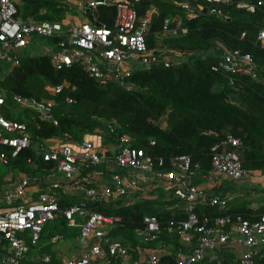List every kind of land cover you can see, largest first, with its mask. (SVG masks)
<instances>
[{
	"label": "trees",
	"instance_id": "1",
	"mask_svg": "<svg viewBox=\"0 0 264 264\" xmlns=\"http://www.w3.org/2000/svg\"><path fill=\"white\" fill-rule=\"evenodd\" d=\"M237 1L219 5L229 15L227 18L201 10L198 4L207 7L206 0H197L193 7L198 14L190 18L178 0H133L140 17L153 6L159 10L153 14L147 34L150 47L157 45L156 37L162 34L164 20L168 17L181 15L188 32L168 35L165 39L182 53L174 64L167 67L159 62L135 71L131 77L135 86L130 89L116 82L100 84L89 76L78 60L64 69H56L50 55L35 53V45L32 44L20 52L10 51L13 60L4 58L0 68L6 101L1 112L9 119L25 122L33 138V144L11 158V163L29 171L27 168L30 166L25 164V168L24 163L31 158L42 171L52 165L38 154L39 144L48 138L68 135L73 142H82L87 134L100 133L104 144L108 145L116 143L119 135L126 133L131 136L134 146L142 147L155 156L190 154L195 163H200V168H196L193 175L198 177L211 170L213 147L232 134L242 144L239 147L230 145L227 149L236 150L247 170L261 169L264 166V72L258 80L244 76L234 84L227 76L212 69L219 59L216 51L220 52V45L248 52L264 64V48L256 43L259 30L264 28V9L259 8L252 13L239 8ZM16 4L22 18L53 21L62 19L65 13L61 0H16ZM95 13L98 24H114L116 9L113 5L99 6ZM243 32L246 33L244 37ZM39 39L59 49V37ZM15 60L17 63L13 65ZM64 82L70 86L55 94V86ZM15 94L54 99L59 124L40 120L34 110L16 103ZM68 96L73 98L72 103L66 100ZM111 124L115 125V132H111ZM152 141L155 144H151ZM0 151L11 153L7 146H0ZM82 198L65 197L60 205H72ZM86 204L88 208L120 218L114 222L109 234L125 244L148 248L164 244L172 250L185 252L191 248L175 229L169 230L171 221L185 220L187 214L165 208L160 195L140 198L135 203L112 209L89 200ZM217 209V206L201 205L197 213L201 218L224 214ZM234 212L252 219L256 217L244 210ZM146 214L155 215L160 221L162 232L156 241L142 242L137 236L136 230L144 226ZM75 217L78 223L83 221L78 214ZM80 235L81 226L71 225L60 212L45 225L38 243H30L29 251L20 264H64L55 246L60 242L66 244L67 254L72 258L69 250H80L84 246ZM47 255L50 260L44 261ZM173 258L174 255H166L161 262ZM93 264H99V261ZM107 264H115V261L108 258ZM258 264H264V255Z\"/></svg>",
	"mask_w": 264,
	"mask_h": 264
},
{
	"label": "built area",
	"instance_id": "2",
	"mask_svg": "<svg viewBox=\"0 0 264 264\" xmlns=\"http://www.w3.org/2000/svg\"><path fill=\"white\" fill-rule=\"evenodd\" d=\"M207 1L211 4L208 11L217 15H224V12L221 7L212 4L230 2V0ZM192 2L193 0L178 2L190 18L198 14ZM102 5H113L116 9L112 26L95 22V11ZM198 6L201 10H206L203 4ZM237 6L255 12L259 8L264 9V0H239ZM85 10L90 14L87 20L65 28L61 21L24 19L19 16L15 0H0V68L4 58L13 60L9 55L10 51L28 47L38 37L60 38L59 49L48 53L56 69H64L78 60L87 73L102 85L116 82L121 87L130 89L135 86L131 79L135 71L159 62L168 67L177 60V57H173L175 53L173 48L165 46L166 49L160 51L154 46L150 47L147 42L150 20L152 14L156 12L154 8L145 17H140L133 0H88ZM224 16L228 17L227 14ZM187 32L188 29L182 21L175 23L174 20L167 18L163 23V33L166 35ZM242 36H245V32ZM256 43L264 48V29L259 31ZM218 56L219 59L212 69L227 76L231 82L244 76L258 80L264 72V64L257 61L252 54L240 49L224 48ZM16 63L17 60L13 65ZM2 79L0 74V146L9 147L11 153L0 151V164H8L11 158H15L23 149L33 144V138L28 133L25 122L9 119L1 112L6 103ZM69 86L68 82L55 86V94L61 93ZM14 100L22 107L34 110L40 120L54 125L59 124L54 99H38L15 94ZM66 100L69 103L73 102L70 96ZM109 126L111 132L116 131L115 125ZM66 139L61 146L49 150L42 145L38 153L45 161L53 163L55 169L62 173L66 180L71 181L77 188L84 189L83 200L68 207H61L60 199L55 192L61 186V182L54 181L50 185V190L41 193L38 200L13 205L16 197L26 194L31 182L29 175L19 178L15 186L9 188L3 197L0 195L1 264H20L29 251L30 243H38L45 225L54 220L60 212L71 225L81 226L80 239L85 247L79 255L66 259L64 264H93L95 261L106 264L108 258H112L115 264H208L209 260L215 264H226L221 251L233 245L242 248L237 264H258L264 255V213L254 219L232 212L199 217L197 213L199 206L211 205L223 209L228 205V198L209 193L193 182L195 169L200 168V163H195L190 154L155 156L142 147L134 146L130 135L121 134L113 162L120 170H125L127 175L112 174V183L104 185L98 191L97 188L85 187L82 184V181L89 182V179L78 177L80 166L77 165V161L80 150L77 148L83 149L86 166L101 163L103 156L90 141L73 142L68 135ZM151 144H155V141ZM241 144L239 138L228 134L222 143L215 145L212 149V166L209 174H226L235 179L247 176L249 170L243 166L239 154L236 150L227 149L230 145L239 147ZM146 171L166 179L167 190L170 191L168 199L174 200L175 206L188 216L179 222L171 221L169 230L172 232L175 229L181 240L191 248L188 252L178 250L176 255L171 254L175 258L165 263L156 255L147 254L148 247L128 245L120 239L111 237L109 231L120 218L88 208L86 204L87 200L97 197L124 196L139 189L143 173ZM77 214L83 219L81 223L76 220ZM143 223L144 226L136 230L137 236L142 242L156 241L162 232L157 216L146 214ZM225 227L228 228L227 231H223ZM91 239L94 241L90 244ZM44 259L49 260V256H45Z\"/></svg>",
	"mask_w": 264,
	"mask_h": 264
},
{
	"label": "crops",
	"instance_id": "3",
	"mask_svg": "<svg viewBox=\"0 0 264 264\" xmlns=\"http://www.w3.org/2000/svg\"><path fill=\"white\" fill-rule=\"evenodd\" d=\"M61 1L65 6V13H64L65 16H63L62 19H57L53 21H61L65 25V28H69L71 27V25L81 23L89 18L90 14H88L85 10V4L88 0H61ZM153 8L156 10V12L154 13H157L159 11L156 6H153ZM153 8H151V10ZM151 10H149L148 12H150ZM43 12H46V10H44ZM147 14L148 13H146L143 17H145ZM168 18L174 20L175 23L176 21H183L182 16L179 14H176L175 16ZM24 19H28V18H24ZM36 20L52 21V20H39V19ZM151 20H150V24H151ZM170 36H175V35H170ZM166 37H168V35L164 34L163 31L162 34H158V36L156 37L157 45H155L154 47L158 48L161 51L163 49H166L165 46H169L173 48V50L175 51L173 57L180 58L182 55L181 51H178L179 49L170 46L169 43L165 42ZM39 38L40 37H38V39H36L33 43H31L32 46L38 43L39 51L36 52V50L34 49L35 53L48 54L53 50H57L55 49V46L46 45L40 42ZM220 47L223 49L222 45H220ZM22 49H16V50L20 52L22 51ZM102 135L103 134L100 133L87 134L84 139L86 141L92 142L95 145L98 153L103 156V161L99 164H96L99 165L98 167H95V165L86 166V158L84 157L83 149H80L79 147L77 148L78 150H80L77 161V165L80 166L79 169L80 176L78 177L89 179V182L82 181V184L85 187L97 188L98 191H100L104 185L112 183V174L122 173L123 176L127 175V173H125V170L123 169L120 170L113 162V156L115 155V153L119 148L118 141H116V143L113 144L110 143L108 145H105L103 142ZM66 140H67L66 135L63 137L62 136L51 137L48 138L45 142L40 143L38 148L40 149L42 145H45V148L47 150L57 148L58 146H61ZM39 156L42 157L41 154H39ZM10 163L11 161L8 164ZM25 164L30 166V168H27L29 169V171L21 168L19 165L12 164L19 170V174L15 175L13 170H11L9 173L3 176L0 175V195L2 197L5 195L6 191L9 188L15 186L18 179L21 178L23 175H29L31 177V182L29 187L27 188L26 194L21 197H16L13 201V205L20 204L24 201L38 200L41 193L50 190V185L54 181L61 182V186L55 190L56 194L60 199V202L65 197H76V196L84 197L85 194L84 189L77 188L71 181L66 180L62 175V173L58 172L55 169L53 163L52 165H50V167L49 166L45 167L42 171L41 169L40 170L38 169V164L35 163L33 160H31V158L26 160V163H24V167ZM209 172L210 170L208 172H205L206 173L205 175L203 174L202 176L193 177V182L200 185L209 193L211 192L213 194H220L221 196H225L228 198L227 207L220 209V207L217 206L219 208L217 210L223 211L224 214L231 212L238 213V212H234L237 210H244L247 212H251L256 216L260 215L261 213H264L261 210V208L264 207V166L261 169L250 170L249 174L242 179H234L226 174H209ZM169 192L170 191L167 190V181L165 178L159 177L157 174L155 175L151 171H146L143 173V179L140 183L139 189L130 191L127 195L124 196H114L111 198H106L101 196L94 198L92 200L90 199L89 202L100 203L102 206H108L110 209H112L118 207L119 205L135 203L140 198H153L160 195L162 196V200L165 208L174 211L175 210L182 211L179 209V207L175 206L174 200L168 199L167 195L169 194ZM81 200H83V198L80 199L79 202ZM68 206L71 205H67L65 207ZM203 206H208V205H203ZM227 230H228L227 227L223 228V231H227ZM55 240L56 238L53 239V241ZM93 241L94 239H91L89 243L91 244L93 243ZM84 248L85 247L82 246V249L77 250L79 252L77 254L71 255V257L75 255H79ZM147 249H148L146 250L147 254L152 253L160 259L164 258L166 255H171V254L176 255L178 253V250L176 249L172 250L169 247L165 246L164 244L157 248H147ZM241 250L242 248L238 245H233L231 247L223 248L221 254L225 258L226 264H237V260L239 259ZM69 257H65V258L68 259ZM65 258H63V262L66 260ZM49 260H50V256H49ZM49 260L44 259V261H49ZM208 264H215V262L209 260Z\"/></svg>",
	"mask_w": 264,
	"mask_h": 264
},
{
	"label": "rangeland",
	"instance_id": "4",
	"mask_svg": "<svg viewBox=\"0 0 264 264\" xmlns=\"http://www.w3.org/2000/svg\"><path fill=\"white\" fill-rule=\"evenodd\" d=\"M79 15H81V14H79ZM35 50H36V52L39 51L38 43L35 44ZM222 52L223 51L220 50V53H222ZM11 170H13L15 175L19 174V170L15 166H13L11 163L10 164H5V163L0 164V175L3 176L5 174L9 173ZM161 198H162V196H161ZM263 209H264V207L261 208V210H263ZM55 248H57V250L59 251L58 252L59 257H61V258L69 257V255L67 254L68 248L66 247V244L60 242L55 246ZM69 251L71 252V255L77 254L79 252V251L75 250L74 248H73V250H69ZM0 264H1V262H0Z\"/></svg>",
	"mask_w": 264,
	"mask_h": 264
},
{
	"label": "clouds",
	"instance_id": "5",
	"mask_svg": "<svg viewBox=\"0 0 264 264\" xmlns=\"http://www.w3.org/2000/svg\"><path fill=\"white\" fill-rule=\"evenodd\" d=\"M231 1V0H230ZM239 1V0H238ZM237 1V2H238ZM194 2H197V0H193V2L192 3H194ZM237 2H236V5H237ZM198 3V2H197ZM206 3H207V7H205L206 8V11H208L209 10V6H211V4L206 0ZM221 3H213L212 5H217V6H219ZM220 7V6H219ZM239 8H241V7H239ZM242 9H244V8H242ZM223 10V9H222ZM256 12V11H255ZM252 13H254V12H252ZM217 15V14H216ZM224 15H226L225 13H224ZM228 15V14H227ZM188 16V15H187ZM228 17H229V15H228ZM227 17V18H228ZM264 29V28H263ZM262 29H260L259 31H261ZM244 33V32H243ZM242 33V34H243ZM246 34V33H245ZM258 35H259V32H258ZM258 35H257V37H258ZM242 37H244V36H242ZM223 46V45H222ZM221 48V47H220ZM224 48H228V47H226V46H223V49L221 48V50L223 51L224 50ZM229 49H234V48H229ZM248 53V52H247ZM216 54H221L219 51L217 52L216 51ZM177 60H178V58H177ZM253 79V78H252ZM237 81H239V80H237ZM237 81H235V82H232V83H236ZM160 156H162V155H160ZM169 157V156H168ZM250 171V170H249ZM231 177V176H230ZM235 179V178H234ZM242 179V178H241ZM238 213H240V212H238ZM242 214V213H241ZM245 216V215H244ZM257 217V216H256Z\"/></svg>",
	"mask_w": 264,
	"mask_h": 264
}]
</instances>
